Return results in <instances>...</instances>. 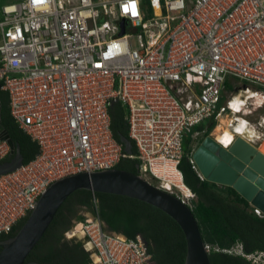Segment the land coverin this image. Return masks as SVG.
Listing matches in <instances>:
<instances>
[{
    "label": "built area",
    "instance_id": "obj_1",
    "mask_svg": "<svg viewBox=\"0 0 264 264\" xmlns=\"http://www.w3.org/2000/svg\"><path fill=\"white\" fill-rule=\"evenodd\" d=\"M227 82L231 92L241 84L242 95L227 98ZM0 85L15 123L39 146L32 161L0 175V237L29 217L54 182L110 170L127 157L139 161L142 177L174 193L161 172L170 165L183 182L184 137L197 139L205 121L264 97V0H19L1 10ZM114 103L127 110L136 156L113 137ZM242 121L232 136L252 143L250 122ZM215 139L225 149L235 142ZM8 155L0 139V161ZM72 231L67 237L80 233L94 264H153L141 236L108 233L97 215L66 235ZM227 252L256 256L241 245Z\"/></svg>",
    "mask_w": 264,
    "mask_h": 264
},
{
    "label": "trees",
    "instance_id": "obj_2",
    "mask_svg": "<svg viewBox=\"0 0 264 264\" xmlns=\"http://www.w3.org/2000/svg\"><path fill=\"white\" fill-rule=\"evenodd\" d=\"M226 87L232 89L231 83L227 82ZM0 101L2 125L16 147H19L22 163L27 164L37 156L39 146L15 123L10 113L9 94L1 90V87ZM110 115L113 137L122 145L126 154L136 156L137 148L129 137L126 108L121 103H114L110 107ZM215 125L214 119L208 124L205 121L194 132L207 127L204 136L209 137ZM195 140L191 134L184 137V155L178 169L182 173L183 183L195 196L189 208L198 222L205 244L211 246L208 253L210 264H254L245 256L229 254L227 251L241 245L246 255L264 253V215L257 216L255 207L232 187L219 188L217 184L199 177L191 164ZM14 158L15 155H8L0 164H7ZM138 165L136 158L127 157L115 168L138 175ZM94 199L97 201L96 206ZM81 211L97 215L108 233L122 234L129 240L141 236L153 263H185V234L180 225L164 211L126 196L79 190L60 208L25 264H93L92 252L86 250L85 240L65 238V233L73 227L75 221L85 220ZM28 218L21 220L10 235L1 236L0 241L16 236Z\"/></svg>",
    "mask_w": 264,
    "mask_h": 264
},
{
    "label": "water",
    "instance_id": "obj_3",
    "mask_svg": "<svg viewBox=\"0 0 264 264\" xmlns=\"http://www.w3.org/2000/svg\"><path fill=\"white\" fill-rule=\"evenodd\" d=\"M238 137L228 149L213 147L208 138L193 158L205 179L232 187L242 198L264 212V154L249 138ZM0 139L8 142L13 161L0 164V175L22 166V155L2 125L0 101ZM89 190L134 198L152 205L173 218L187 241L184 264H210L198 222L187 204L177 195L164 191L140 175L117 168L80 173L54 182L41 196L36 208L16 236L0 241V264H25L53 223L58 211L76 191ZM146 244V243H145ZM147 245V244H146ZM155 264V263H153Z\"/></svg>",
    "mask_w": 264,
    "mask_h": 264
},
{
    "label": "rangeland",
    "instance_id": "obj_4",
    "mask_svg": "<svg viewBox=\"0 0 264 264\" xmlns=\"http://www.w3.org/2000/svg\"><path fill=\"white\" fill-rule=\"evenodd\" d=\"M17 1H19V0H0V15H1V10H2L3 6H5L7 4L15 3ZM236 89L237 90L235 92L234 91L231 92V90H227L226 91V97L232 98L233 96H241L242 95L241 84H236ZM242 119H246L247 121L250 122V124L246 130H249L250 134H252V135L255 134V138L253 139V141L254 142L257 141V142H255L257 145L261 144L260 149H261V152L264 154V121H263V119H264V97L261 95L255 97V98H250L247 101V105L243 107V110L241 113H239L237 115L232 114L230 112L225 113L216 122V125H215L214 129L211 131L209 136L218 138L219 141H222V140L224 141L225 136H229V137H231V140H232L234 138V136H232V134L234 132L233 128L238 127L239 124L246 123V122H243ZM206 122H207V124L209 123V121H206ZM206 129H207V127H206ZM222 135H224V136H222ZM247 138H249V137H247ZM247 138H245V139L248 140ZM206 139H207V136H204V135L198 137L194 142V144H195L194 146L197 145L196 147L198 148V146L201 145V143L204 142ZM248 141H251V140H248ZM161 176H162V178L165 177V178H167V180L174 183V185L177 188L174 191L175 195L181 197L182 199H185L187 204L193 205V200H195V198L193 197V194H192L193 198L192 197L189 198L187 196H184L183 187L174 179V177L163 176V175H161ZM145 179L154 185L160 186V182L155 180L150 175H147L145 177ZM80 214L83 217H86V219L91 217L90 212L81 211ZM76 222L77 221L74 222V225L71 229L74 228ZM70 230H68L67 232L69 233ZM67 232L65 234H67ZM71 235L68 234L67 236H71ZM79 235H80V237L77 238V240H83L84 241V239L82 238V235L80 233H79ZM118 235L123 236L122 234H118ZM73 239H75V237L74 238H68V240H73ZM85 246H87V245H85ZM87 248H89L88 250L90 252H92V256L95 257L91 248L89 246H87ZM252 262L254 264H264V256H262L261 254H257L256 256L252 257Z\"/></svg>",
    "mask_w": 264,
    "mask_h": 264
},
{
    "label": "bare ground",
    "instance_id": "obj_5",
    "mask_svg": "<svg viewBox=\"0 0 264 264\" xmlns=\"http://www.w3.org/2000/svg\"><path fill=\"white\" fill-rule=\"evenodd\" d=\"M234 139V138H233ZM214 147V146H213ZM161 175L163 176H172L174 177V179L183 187V191H184V195L187 196V197H192V194L190 192V190L188 189V187L182 182L181 178H180V175L174 170L173 167H171L169 165V167L164 170L163 172H161ZM72 234V235H71ZM71 236L74 235V232H70Z\"/></svg>",
    "mask_w": 264,
    "mask_h": 264
},
{
    "label": "clouds",
    "instance_id": "obj_6",
    "mask_svg": "<svg viewBox=\"0 0 264 264\" xmlns=\"http://www.w3.org/2000/svg\"><path fill=\"white\" fill-rule=\"evenodd\" d=\"M38 2H40V0H38ZM130 8H131V11H134L135 13H136V4L135 3H132L131 5H130ZM128 9H129V6H124V12H127L128 11ZM236 131L237 132H242L243 131V125L241 126V127H239V128H237L236 129ZM240 137V136H239ZM230 140H231V137H229V136H225V138H224V141H223V143H224V145L225 146H227L228 145V143L230 142ZM236 141V140H235ZM217 142V141H216ZM220 146V145H219ZM220 147H222V146H220ZM119 164V163H118ZM117 164V165H118ZM116 167V166H115ZM114 167V168H115ZM114 168H112V169H114ZM138 175H140V174H138ZM141 176V175H140ZM144 178V177H143ZM205 180V179H204ZM152 184V183H151ZM154 185V184H153ZM154 186H156L157 187V185H154ZM189 189V188H188ZM190 190V189H189ZM165 191V190H164ZM190 192H191V190H190ZM172 194H174V193H172ZM191 194H193L192 192H191ZM175 195V194H174ZM194 198H195V196H193ZM192 197V198H193ZM187 204V203H186ZM189 204H187V206H188ZM191 205H189L188 207H190ZM93 216H95V215H93L92 213H91V217H93ZM85 219H86V217H85ZM83 221V220H82ZM77 222H81V221H77ZM68 233V232H67ZM65 238H67L68 239V237H67V235L65 234ZM76 238V237H75ZM86 244V243H85ZM206 245V244H205ZM85 248H86V246H85ZM209 253V252H208ZM262 256H264V253H260Z\"/></svg>",
    "mask_w": 264,
    "mask_h": 264
},
{
    "label": "crops",
    "instance_id": "obj_7",
    "mask_svg": "<svg viewBox=\"0 0 264 264\" xmlns=\"http://www.w3.org/2000/svg\"><path fill=\"white\" fill-rule=\"evenodd\" d=\"M206 133H202L201 132V134L198 136V137H200V136H202V135H205ZM197 137V138H198ZM214 139H215V137H213ZM216 140V139H215ZM255 142H257V141H255ZM254 141H252V144H254L257 148H258V150L259 151H261V144L260 145H257L256 143H255ZM229 144V143H228ZM195 144H193V146H194ZM197 146V145H196ZM196 146H194L193 147V153L200 147V145L198 146V148L196 147ZM199 172H200V170H199ZM201 173V172H200ZM202 175V174H201ZM205 179V178H204ZM205 180H208V179H205ZM209 181V180H208ZM210 182V181H209ZM211 183H214V182H211ZM214 184H217L218 186H219V188H224V187H229V186H225V185H222V184H219V183H214ZM242 197V196H241ZM251 204V203H250ZM251 206L252 207H255V208H258V209H260L259 207H256V206H254V205H252L251 204ZM261 210V209H260ZM262 211V210H261ZM262 213H263V215H264V212L262 211Z\"/></svg>",
    "mask_w": 264,
    "mask_h": 264
},
{
    "label": "flooded vegetation",
    "instance_id": "obj_8",
    "mask_svg": "<svg viewBox=\"0 0 264 264\" xmlns=\"http://www.w3.org/2000/svg\"><path fill=\"white\" fill-rule=\"evenodd\" d=\"M208 138H211L212 140H214V142H215L216 144H212V145H213L215 148H216V147H219V144L216 142V140H215L214 138H212V137H210V136L207 137V139H208ZM237 138H238V137H235L234 139L236 140ZM204 142H205V141H204ZM204 142H202L200 146H202ZM115 234H116V233H115ZM76 238H78V237H76ZM66 239H67V238H66ZM67 240H68V239H67ZM92 261H93V259H92ZM93 264H94V261H93Z\"/></svg>",
    "mask_w": 264,
    "mask_h": 264
},
{
    "label": "snow or ice",
    "instance_id": "obj_9",
    "mask_svg": "<svg viewBox=\"0 0 264 264\" xmlns=\"http://www.w3.org/2000/svg\"><path fill=\"white\" fill-rule=\"evenodd\" d=\"M132 14H133V15H136V13H135L134 11H132Z\"/></svg>",
    "mask_w": 264,
    "mask_h": 264
}]
</instances>
